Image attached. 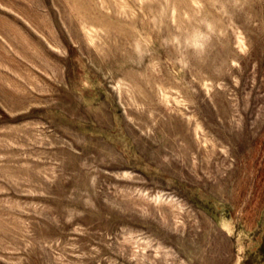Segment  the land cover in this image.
Here are the masks:
<instances>
[{
	"label": "rangeland",
	"instance_id": "374dc122",
	"mask_svg": "<svg viewBox=\"0 0 264 264\" xmlns=\"http://www.w3.org/2000/svg\"><path fill=\"white\" fill-rule=\"evenodd\" d=\"M202 3L0 0V264H264V0Z\"/></svg>",
	"mask_w": 264,
	"mask_h": 264
},
{
	"label": "clouds",
	"instance_id": "9594fccd",
	"mask_svg": "<svg viewBox=\"0 0 264 264\" xmlns=\"http://www.w3.org/2000/svg\"><path fill=\"white\" fill-rule=\"evenodd\" d=\"M192 3L198 9L203 8L202 0H192ZM214 35V25L211 21H208L187 33L173 35L171 37V44L179 47L181 50L191 52L196 57H200L207 52ZM139 50V46H137V51ZM183 60L184 57L181 56L180 61L183 62ZM185 66L187 65L185 64Z\"/></svg>",
	"mask_w": 264,
	"mask_h": 264
}]
</instances>
